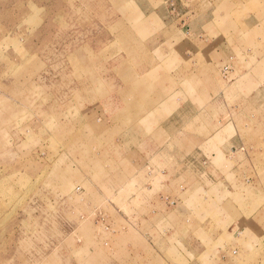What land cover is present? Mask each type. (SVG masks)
<instances>
[{"label": "rangeland", "instance_id": "rangeland-1", "mask_svg": "<svg viewBox=\"0 0 264 264\" xmlns=\"http://www.w3.org/2000/svg\"><path fill=\"white\" fill-rule=\"evenodd\" d=\"M234 19L264 83V0H0V264H264V149L233 189L160 192L130 132V86L176 50L187 94L231 78L189 52L198 32L226 51Z\"/></svg>", "mask_w": 264, "mask_h": 264}, {"label": "crops", "instance_id": "crops-1", "mask_svg": "<svg viewBox=\"0 0 264 264\" xmlns=\"http://www.w3.org/2000/svg\"><path fill=\"white\" fill-rule=\"evenodd\" d=\"M188 28L193 29L189 25ZM232 28L231 38H225L226 51L219 48L217 36L203 39L198 32L195 40H199L200 46L189 52L203 71L219 72L229 63L230 81L213 76L208 82L195 84L191 89L194 95L187 94L183 85L186 48H182L172 54V60L179 67L176 72L166 74L168 82L163 80V84L153 91L150 89L146 95L141 87L130 86L131 97L135 94L129 102L135 125L130 132L144 146V152L137 154L141 163L137 164L136 172L147 173V189L159 185L160 192H164L172 185L194 191L215 186L227 191L240 181L243 172L256 170L254 157L260 153L255 150L264 149V83L253 70L256 64L253 60L261 56L243 39L242 23L238 19L233 20ZM141 156L145 158L143 161ZM238 157H242L241 161ZM229 200L222 195L218 201L213 198L211 203H217L227 212L224 205ZM239 219L245 217L242 215Z\"/></svg>", "mask_w": 264, "mask_h": 264}]
</instances>
